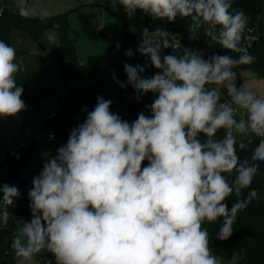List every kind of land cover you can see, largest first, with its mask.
Segmentation results:
<instances>
[{
    "label": "clouds",
    "instance_id": "1",
    "mask_svg": "<svg viewBox=\"0 0 264 264\" xmlns=\"http://www.w3.org/2000/svg\"><path fill=\"white\" fill-rule=\"evenodd\" d=\"M109 2L113 10L123 5L129 16L140 10L154 19L173 22L179 16L208 24L205 34L212 41L243 54L208 60L195 51L161 56V47L170 46L169 33L150 34L145 28L137 51L158 71L145 78L144 66L125 63L124 70L138 93L158 94L149 106L151 117L141 112L129 123L112 113L111 100L103 97L93 110L85 108L84 122L33 178L32 219L16 220L11 248L21 264L45 251L56 264H224L212 253L203 225L222 219L217 238H230L237 213L259 197L251 185L264 162V96L244 83L238 86L234 71L256 59L240 47L247 17L242 10L231 11L233 0ZM16 5L22 16L29 15L27 0ZM48 15L40 11L41 19ZM125 55L133 53L129 49ZM16 60L15 47L0 40V117L26 109ZM220 130L225 135L217 139ZM237 136L241 150L244 137L260 138L251 162L241 161ZM244 189H251L247 197ZM0 193L3 227L20 193L8 184L0 185ZM232 195L237 200L229 208ZM238 262L234 254L228 264Z\"/></svg>",
    "mask_w": 264,
    "mask_h": 264
},
{
    "label": "trees",
    "instance_id": "2",
    "mask_svg": "<svg viewBox=\"0 0 264 264\" xmlns=\"http://www.w3.org/2000/svg\"><path fill=\"white\" fill-rule=\"evenodd\" d=\"M264 6V0H233L231 11L242 10L246 17H255ZM53 30L58 35L59 47L50 53L51 58L56 63L59 71V88H46L37 83L16 81L18 86L23 87L22 99L26 104V109L18 114L20 121L26 122L34 114H43L40 108L45 99L52 98L56 93L62 92L61 110L50 122V126L55 129L56 140L54 142L55 151L66 145L70 132L86 119L87 112L96 106L99 97L111 100L110 111L118 114L122 120L129 123L135 121L138 115L143 112L151 117L150 105L155 99L154 93L143 94L139 100L129 99L130 93L135 91L132 85L128 84L124 70V64L132 66L140 65L145 67L142 75L147 78L155 74L158 70L151 65L150 58L140 54L137 49L131 27L127 19H123L121 31L118 37L107 36L99 32L100 39L108 45L107 55L89 54L86 60L81 63L77 57L76 40L68 33V14L59 13L48 15L41 19L40 16H22L20 12L4 10L0 14V40L10 45L13 31H21L28 34L34 42H39L46 31ZM169 43V42H168ZM119 45V48H117ZM170 45V43H169ZM131 50L133 55H125L126 50ZM17 55L22 51L16 50ZM182 55L183 52L174 50L171 46L161 47V56ZM256 59L250 65H241V69L248 70L256 76L264 77V43H256L249 52ZM220 55H229L239 58L236 51L223 49ZM120 81L121 87L113 79ZM79 82L75 87H69L72 83ZM222 134L217 133V139H222ZM36 143V139H34ZM246 147L241 150L237 142V153L243 161L249 159L254 148L259 143L258 140L252 142L244 141ZM0 142V153L6 148ZM32 141L22 150L19 158L6 154L4 159L0 158V185L8 184L19 189L20 195L14 199L13 205L9 206L12 216L6 226L0 227V264H16L19 258L14 254L11 243L14 238L13 231L17 230L16 220L30 221L32 219L30 209L29 191L32 189L34 175L27 173V164L32 158V148L35 145ZM145 160L142 167L147 166ZM39 175V174H38ZM227 175V174H226ZM233 172L228 176L231 182L235 178ZM251 188L258 191L259 197L253 199L248 206L237 213V218L233 224V233L227 240H220L217 234L222 225V219L214 223H205L203 227L209 233V245L212 253L223 260H231L232 256L242 253L239 264H264V162L259 164V172ZM251 189L243 190V197H247ZM2 197V193H0ZM237 197L229 196L226 200L229 208L235 203ZM2 205V203H0ZM47 264H56L55 257L51 255Z\"/></svg>",
    "mask_w": 264,
    "mask_h": 264
},
{
    "label": "rangeland",
    "instance_id": "3",
    "mask_svg": "<svg viewBox=\"0 0 264 264\" xmlns=\"http://www.w3.org/2000/svg\"><path fill=\"white\" fill-rule=\"evenodd\" d=\"M32 1L33 0H30L29 4H31ZM91 6L89 5L90 8H94ZM85 8L86 7H82L79 12L90 10ZM121 9L125 11L124 7ZM94 10H99V9H94ZM124 13L125 14L119 11L106 13V18H107L106 25L107 27L111 28L112 19L113 20L114 19L117 20V18L122 19L123 16L121 15H127L131 24V29L135 38V42L139 47L141 43L140 37L141 34L143 33V30L145 28H148L149 26L154 25V18L151 17L150 15L147 16L146 13L140 10H137L131 16H129L126 12ZM29 16H40V13L35 10L33 11L29 8ZM81 18H83V20ZM100 18H101L100 12L90 13V11L87 13H83L82 16H80V13H74V15L72 16L69 15L68 29L72 32L73 37H76L77 39L76 46L78 52L79 53L82 52V54H80V57L83 54L84 55L87 54L88 51H92L90 52V54H99V55H107L109 53L108 45L100 39L97 30L98 28H96L95 26L96 21H98ZM81 21H87V22L82 23ZM103 31L105 33V30ZM49 37H52L53 39H49ZM38 43H41L44 49L40 48L37 45ZM10 45L15 47V49L17 50H23V52L24 51L26 52V54L22 52L23 56L20 55L17 56L16 62L19 64V71L16 74V81L37 83L39 85H45L46 88L60 87V84L57 80L59 74L57 76L56 63L53 61V59L50 56V53L52 51L57 50L59 47L58 35L55 31L53 30L46 31L41 37L39 42H34L31 39V37L24 32L13 31L11 34ZM234 71L237 73L236 83L238 86L244 83L248 85L252 90H254L258 95L264 96V77L256 76L250 73L248 70L241 69L239 66L235 68ZM157 95L158 94L154 93L155 98ZM59 98H62V92L56 93V95L52 98L45 99L42 103V107L40 108L41 112L51 111L54 107V104ZM31 120L33 121V123L30 124L28 127L34 134H36V143L32 148V158L27 164V173L30 175L37 176L42 171L43 165L47 162V160L50 157L56 156V151L54 146L55 144L48 142L44 138L43 132H39L40 131L39 128L35 125L34 122L35 120H37V115L34 114L31 117ZM19 127L20 124L17 126L15 131ZM10 136L6 139H0V142H3L2 145L4 148H6ZM237 256L239 257L240 260L242 257V253H238ZM33 259L32 260L34 261L33 262L34 264L35 262L36 264H46L48 262L49 257L45 255L43 256L42 259H39L38 256H36V258ZM219 259L222 260L224 264H228V261H230V260H223L222 258ZM20 262L21 261L18 260L16 264H19Z\"/></svg>",
    "mask_w": 264,
    "mask_h": 264
},
{
    "label": "built area",
    "instance_id": "4",
    "mask_svg": "<svg viewBox=\"0 0 264 264\" xmlns=\"http://www.w3.org/2000/svg\"><path fill=\"white\" fill-rule=\"evenodd\" d=\"M29 0H27L28 3ZM12 11L19 12L16 0H0V14L4 11ZM147 16L149 14L146 13ZM149 33H153L156 29H161L169 33L168 42L170 46L175 44L177 48H172L174 50H178L181 52H198L204 59L208 60L214 55H220L222 52V47L211 40V37L207 36L205 33L210 29V25L208 24H196L191 18H181L177 17L173 22H169L167 19H154V25L149 26L147 28ZM214 32L217 29H212ZM141 34V42H142ZM264 43V6L260 13H258L255 17H247V26L242 35V40L240 47L242 50L246 51L248 54L252 47L256 43ZM238 55H242V52H237ZM79 85V82L72 83L69 87H75ZM225 92V95L222 97V102L226 99V90H222ZM258 95V94H257ZM143 96L142 93H138L136 90L130 93L129 99L131 100H139ZM61 98H59L51 111L47 113L44 117L43 114L37 115V120H35V125L39 128V132H43L44 138L51 143H54L56 140L55 129L50 126V121H52L57 114L61 110ZM240 118V114L238 113L237 119ZM33 121L31 118L26 122L20 123V127L10 136L8 146L5 151L0 153V158L4 159L6 154L19 158L22 150H24L28 144L36 139V134H34L30 128L28 127L32 124ZM40 134V133H39ZM224 137V130L220 132ZM241 139L240 136H237V142ZM244 141L252 142L254 140H260L259 137L248 136L243 138ZM206 140V137H205ZM204 140V141H205ZM202 141V142H204ZM35 177V176H34ZM0 208H3V205H0ZM9 210V208H8ZM17 234V230L13 231V235ZM47 255L50 260L51 253L50 252H41L37 254L39 259H42L43 256ZM48 263V262H47ZM46 263V264H47Z\"/></svg>",
    "mask_w": 264,
    "mask_h": 264
},
{
    "label": "crops",
    "instance_id": "5",
    "mask_svg": "<svg viewBox=\"0 0 264 264\" xmlns=\"http://www.w3.org/2000/svg\"><path fill=\"white\" fill-rule=\"evenodd\" d=\"M29 2H30V0L27 3L28 7L33 11L34 10L38 11L39 13L42 9H46L48 11L49 15H54V14H59V13H67L68 14V27H69V15L72 16V15H74V13H80V16H82L83 13H87L89 11H90V13L100 12L101 18L98 21H96L95 26H96V28H98L97 29L98 33L100 31L104 33L103 30H105V33L107 36L118 37L120 35L121 24H122L123 19H127V21L130 24V21H129L127 15H121V16H123V18L121 17L122 19H120V18H117V20L112 19L111 28L107 27V25H106V22H107L106 13L119 11V12H122L123 14H125L124 13L125 11H123V9H121V8H123V5L117 4L116 10H113V7H112L111 3L109 2V0H33L31 4H29ZM89 5L90 6L92 5L91 7H94V8H90ZM82 7H86L85 9H90V10H86L84 12H79ZM94 9H99V10H94ZM81 19L83 20V18H81ZM81 22L85 23L87 21H81ZM130 27H131V24H130ZM102 28H103V30H102ZM68 33H69V36L71 38H74L75 40H77L76 37H73L72 32L69 29H68ZM76 43H77V41H76ZM76 50H77L78 60L81 63H83L86 60L87 55H89L90 52H92V51H88L87 54H85V55L83 54L80 57V54H82V52L81 53L78 52L77 46H76ZM19 51L23 52V50H19ZM23 53L26 54L25 51ZM23 53L18 54L17 56H19V55L23 56ZM32 55H33V53H32ZM56 67H57V65H56ZM58 74H59V71H58V67H57V76H58ZM43 86H45V85H43ZM20 123H21V121H20L18 115L8 116V117H0V139L8 138L15 131V129L17 128V126ZM8 141H9V139H8ZM7 146H8V144L6 145V147ZM34 258H36V256ZM33 260H31L30 262H27L25 264H34ZM19 264H21V262ZM35 264H36V262H35Z\"/></svg>",
    "mask_w": 264,
    "mask_h": 264
},
{
    "label": "water",
    "instance_id": "6",
    "mask_svg": "<svg viewBox=\"0 0 264 264\" xmlns=\"http://www.w3.org/2000/svg\"><path fill=\"white\" fill-rule=\"evenodd\" d=\"M40 48H43L44 49V47H43V45L41 44V43H38L37 44ZM223 130H220L218 133H220V132H222ZM198 139H200L201 140V142L202 141H204L205 140V136H204V134H200L199 135V137H198ZM35 143V141L34 140H32V144H34Z\"/></svg>",
    "mask_w": 264,
    "mask_h": 264
}]
</instances>
